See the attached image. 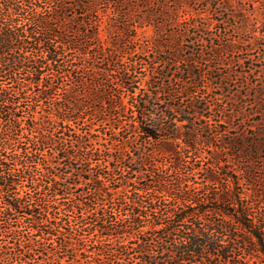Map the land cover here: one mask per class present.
Here are the masks:
<instances>
[{
	"label": "trees",
	"instance_id": "obj_1",
	"mask_svg": "<svg viewBox=\"0 0 264 264\" xmlns=\"http://www.w3.org/2000/svg\"><path fill=\"white\" fill-rule=\"evenodd\" d=\"M38 1L0 0V228L3 224L11 225L5 227L4 233L22 234L18 223L12 222L14 215L21 214L26 228L33 230L31 235L42 233L39 227L45 226V233L56 240L45 242L43 237H28L21 248L16 244L0 248V256L4 250L9 251L16 263L29 264L40 255L39 248L49 243L71 253L68 264L83 257H93L95 264H123L126 258H134L133 264H264V178L259 167L246 157L263 149L264 140H255L256 145L252 142L248 152L235 141L231 153L226 152L233 158L230 162L218 161L211 155L216 160L212 166L226 170L222 174L224 182L219 183L213 168L206 169L205 180L198 182L195 176L200 167L189 158L195 150L193 124L201 116L199 108L189 102L158 111L151 99H157L156 89H165L164 82L151 77L146 79V87L137 84V59L130 58L121 64V59H116L118 55L107 46L108 39L101 35L103 14L76 0L74 7L86 8L87 13L83 19L65 22L64 15L60 21L56 12L42 10ZM63 7L66 6L59 9ZM71 21L87 26L86 30H75L72 37ZM109 43L115 47V42ZM69 50L81 55L90 50L106 58L112 68L102 71L91 66L87 70L91 88L86 96L101 102L105 91L115 92L111 109L116 105L124 108L127 97L134 100L130 127L145 142H161L156 149L159 160L145 158L151 178L144 186H139V178H131L130 174L137 169L124 164L123 156L111 157L112 151L99 146L79 145V158L98 171L85 178L93 182V192L72 194L68 182L52 171L50 160H40V148H31L37 138L33 125L41 122L42 117L43 123L52 127L48 141L60 147L66 131L72 130L70 114L85 107L76 92L68 89L56 100L52 112L46 111L39 118L31 116L22 123L23 102L33 101L28 105H33L31 111L35 112L37 106L42 108L43 99L50 97L53 88L46 70L63 72L82 82L83 76L75 77L76 71L68 70L72 65L67 59ZM75 69L79 72L84 66ZM150 84H154V89ZM193 84L196 86L197 82L194 80ZM188 94L184 90L182 97ZM165 109L178 115H168L170 126L163 121L167 117ZM74 119L85 123L79 115ZM123 144L134 147L136 142L129 135L124 137ZM235 161L244 166L238 168ZM169 172L176 177L166 179ZM106 182L113 183V192L104 189ZM247 183L252 192L243 189ZM56 195L70 197L60 203ZM93 236L100 239L93 240ZM106 240L112 242L113 250L104 245ZM88 245L92 248L88 249ZM89 263L94 264L86 260Z\"/></svg>",
	"mask_w": 264,
	"mask_h": 264
},
{
	"label": "rangeland",
	"instance_id": "obj_2",
	"mask_svg": "<svg viewBox=\"0 0 264 264\" xmlns=\"http://www.w3.org/2000/svg\"><path fill=\"white\" fill-rule=\"evenodd\" d=\"M75 1L39 0L38 4L42 10L56 12L60 16V21L64 15L65 22H68L67 20L83 19L85 16L87 9L74 7ZM79 2L103 14L100 19L101 35L109 42H115V47L109 42L106 44L114 50L115 55H118L116 59H121V64L127 63L130 58L137 59L135 73L137 84L146 87L145 81L151 77L157 82H164L162 85L165 89L163 91L156 89L157 99L156 97L151 99V103L157 104L158 111L159 108H167L168 105L186 106L189 102H193L199 108L201 116L194 119L193 124L196 131L195 150L191 151L192 156L189 158L200 167L195 179L203 182L207 176L205 170L213 168L219 183L224 182L222 174L226 170L213 167L212 164L216 160L211 155L216 156L218 161L230 162L233 158L226 152L231 153L235 141L248 152L252 142L264 140V0H79ZM61 4L66 7L60 10ZM80 13L83 14L79 15ZM71 23L72 37L76 35L75 30L83 31L87 28L85 25H77L72 21ZM67 59L72 62L68 70L70 72L75 70L73 74L75 77L83 76L82 82L63 72L59 74L46 70L44 73L51 76L49 81L53 88L50 97L43 99L42 108L37 106L35 112L31 111L33 105H28L33 104V101L28 104L23 102L20 105L22 123L31 116L39 118L47 114L46 111L52 112L56 100H60L64 91L68 89L76 92V97L84 102L85 107L83 106L84 109L82 108L80 112L70 114L72 130L66 131L65 141L60 147L48 141L50 138L48 131L52 130V127L43 123L45 118L42 117L41 122L33 125V130H36L33 135L37 138L34 145L31 144V148H40L39 153L42 155L39 156L40 160L46 162L50 160L52 171L68 182L69 192L72 194L88 190L93 192V182L85 181V178L95 176L98 171L92 169L93 164L79 158L80 152L77 150L79 145L99 146L104 151H112L111 157L123 156L124 164L137 169L130 174L131 178L132 176L133 179L139 178V186H144L151 178L150 170L144 165L148 162L145 158L153 162L159 160L156 149L161 142H145L136 130L133 131L130 127V124H133L131 111L135 110L134 100L127 97L124 99V108L116 105L111 109L116 100L115 92L105 91L106 97L101 102L86 96L87 89L91 88L86 75L87 70L91 66H97L102 71L107 67L112 68L106 58L91 53L90 50L83 55L76 50H69ZM76 66H84V70L80 69L78 72ZM50 72L55 73L52 75ZM194 80L197 82L196 86L193 84ZM149 86L154 89V84ZM184 90L189 94L182 97ZM184 108L188 111V108ZM165 112L167 117L163 120L164 124L170 126L168 115L169 117L178 115L169 109H165ZM78 115L84 118V124L81 119H74ZM177 124L180 122L177 121ZM29 132L26 130L27 135H30ZM129 135L136 142L134 147L123 144L124 137ZM223 145L227 147L223 148ZM246 157L259 167V174L264 178V148L255 153L251 152ZM235 163L238 168L244 166L240 161ZM168 175L166 179L176 177L173 172H169ZM112 184L106 182L104 189L113 192ZM249 188L248 183L243 185L245 192L253 191ZM18 189L21 190L20 187ZM69 197L64 195L61 198L56 195L60 203L66 202ZM2 205L0 203V208ZM14 218L12 222H17L18 229L23 233H4L5 227L11 225L3 224L4 226L0 228V248L7 249L14 244L21 248L22 245H26L28 237L34 239L43 237L45 242L56 240L54 236L45 233L47 231L45 226L39 227L42 233L31 235L33 230L26 228L28 225L23 216L17 214ZM85 235L88 237L87 232ZM91 238L100 239L99 236ZM104 243L108 249H112L113 244L110 240ZM47 244L49 243L39 248L40 255L29 264H68L70 252L64 253L58 247ZM91 246L88 245V249H91ZM11 256L12 253L4 250L0 256V264H21L16 263ZM97 258L100 257L96 256ZM133 259L126 258L122 263L133 264ZM86 260L95 264L93 257H83L74 264H86Z\"/></svg>",
	"mask_w": 264,
	"mask_h": 264
}]
</instances>
